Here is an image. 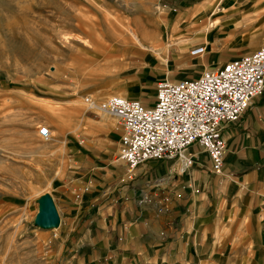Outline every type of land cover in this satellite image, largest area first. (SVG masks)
<instances>
[{
    "label": "crops",
    "instance_id": "1",
    "mask_svg": "<svg viewBox=\"0 0 264 264\" xmlns=\"http://www.w3.org/2000/svg\"><path fill=\"white\" fill-rule=\"evenodd\" d=\"M163 3L167 59L199 71L170 78L165 64L161 78H194L264 43V0ZM92 112L60 135L66 161L50 179L58 223L49 228L47 264H264V93L222 127L218 173L197 143L186 147V168L157 158L127 170L116 157L118 120Z\"/></svg>",
    "mask_w": 264,
    "mask_h": 264
},
{
    "label": "rangeland",
    "instance_id": "2",
    "mask_svg": "<svg viewBox=\"0 0 264 264\" xmlns=\"http://www.w3.org/2000/svg\"><path fill=\"white\" fill-rule=\"evenodd\" d=\"M168 7L163 0H0V264L51 257V227L37 222L40 197L50 195V179L66 161L62 130L94 114L83 95L152 100L165 64L170 78L199 71L166 57L160 15ZM185 58L194 59L188 51ZM38 124L49 126L48 140Z\"/></svg>",
    "mask_w": 264,
    "mask_h": 264
},
{
    "label": "built area",
    "instance_id": "3",
    "mask_svg": "<svg viewBox=\"0 0 264 264\" xmlns=\"http://www.w3.org/2000/svg\"><path fill=\"white\" fill-rule=\"evenodd\" d=\"M197 47L191 54L201 52ZM264 93V43L255 50L204 69L194 78L154 82L153 98L143 103L136 98L111 94L82 100L86 108L115 117L120 124L116 157L131 170L147 159L176 158L181 167L192 163L186 152L197 143L208 155L209 167L220 172L224 152L222 127L238 119L251 101ZM43 140L51 136L46 124H38Z\"/></svg>",
    "mask_w": 264,
    "mask_h": 264
},
{
    "label": "water",
    "instance_id": "4",
    "mask_svg": "<svg viewBox=\"0 0 264 264\" xmlns=\"http://www.w3.org/2000/svg\"><path fill=\"white\" fill-rule=\"evenodd\" d=\"M41 205L37 213V222L42 226H54L58 223V213L48 193L40 197Z\"/></svg>",
    "mask_w": 264,
    "mask_h": 264
},
{
    "label": "bare ground",
    "instance_id": "5",
    "mask_svg": "<svg viewBox=\"0 0 264 264\" xmlns=\"http://www.w3.org/2000/svg\"><path fill=\"white\" fill-rule=\"evenodd\" d=\"M134 30V29H133ZM132 30V28L131 27H129V26H127L126 27V31H127V33H128V35H130V37L129 36H127V37H129L130 38V40H132L133 42L134 41H136V34L134 33V31ZM119 37V36H118ZM125 37H126V35H125ZM123 38V37H122ZM125 40V39H124ZM139 40V39H138ZM137 43V42H136ZM125 44V43H124ZM135 44V43H134ZM102 45V44H101ZM142 45V44H141ZM152 51H156V49L154 48L153 49V47H149ZM103 49V48H102ZM101 49V50H102ZM103 53H105V54H109L107 51L105 52V51H103ZM102 53V54H103ZM120 96H122V95H120Z\"/></svg>",
    "mask_w": 264,
    "mask_h": 264
}]
</instances>
